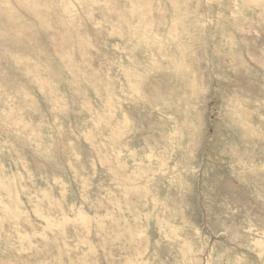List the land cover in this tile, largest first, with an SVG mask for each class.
<instances>
[{
    "label": "rangeland",
    "instance_id": "obj_1",
    "mask_svg": "<svg viewBox=\"0 0 264 264\" xmlns=\"http://www.w3.org/2000/svg\"><path fill=\"white\" fill-rule=\"evenodd\" d=\"M0 264H264V0H0Z\"/></svg>",
    "mask_w": 264,
    "mask_h": 264
}]
</instances>
